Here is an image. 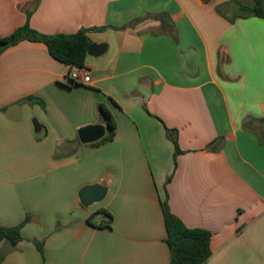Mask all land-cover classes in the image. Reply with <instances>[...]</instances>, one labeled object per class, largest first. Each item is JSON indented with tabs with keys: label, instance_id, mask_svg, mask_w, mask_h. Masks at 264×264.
I'll list each match as a JSON object with an SVG mask.
<instances>
[{
	"label": "crops",
	"instance_id": "0c3cea01",
	"mask_svg": "<svg viewBox=\"0 0 264 264\" xmlns=\"http://www.w3.org/2000/svg\"><path fill=\"white\" fill-rule=\"evenodd\" d=\"M236 11L234 0H0V39L29 23L108 46L88 55V85H71L43 43L0 57V226L30 217L16 246L0 242V264H170L165 199L212 234L206 264H264V19L231 22ZM100 105L115 137L83 145L79 128L105 125ZM93 184L108 195L84 208ZM103 211L112 226H91Z\"/></svg>",
	"mask_w": 264,
	"mask_h": 264
},
{
	"label": "trees",
	"instance_id": "16d2710c",
	"mask_svg": "<svg viewBox=\"0 0 264 264\" xmlns=\"http://www.w3.org/2000/svg\"><path fill=\"white\" fill-rule=\"evenodd\" d=\"M237 5V11L233 22L237 18L257 17L264 19V0H251L244 3L234 0ZM160 20H164L163 15L152 16ZM88 30L82 29L71 35H45L30 27L29 23L18 28L13 34L0 39V57L4 50L17 45L22 41H31L43 43L47 46L50 55L69 66H76L79 68L85 67L86 59L88 57V48L92 41L89 38ZM72 83L71 85H74ZM99 113L104 120L105 125L109 131L105 138L101 141L91 144L93 147L103 145L113 141L116 131V123L110 112L100 105ZM168 138L175 146L176 156L180 153L178 147V133L176 130L166 128ZM171 180V177L168 181ZM162 210L164 214L167 238L166 242L170 248V264H206L212 256L211 238L212 234L204 229H193L187 227L184 222L175 216L168 205L167 199L162 202ZM106 217L105 221L95 223V215L88 218V223L91 226L98 228H110L113 223V216L106 211L100 212ZM30 217L18 226L15 227H1L0 226V242L7 241L12 246H16L22 241L21 230L22 227L29 222ZM38 250L43 254V241L35 242Z\"/></svg>",
	"mask_w": 264,
	"mask_h": 264
},
{
	"label": "water",
	"instance_id": "95a60500",
	"mask_svg": "<svg viewBox=\"0 0 264 264\" xmlns=\"http://www.w3.org/2000/svg\"><path fill=\"white\" fill-rule=\"evenodd\" d=\"M202 5H209L213 0H198ZM107 44L93 43L88 48V55L99 57L107 50ZM11 119L17 120L20 117V106L15 105L9 108L8 114ZM34 132L37 135L43 133V127L38 119L33 120ZM108 127L103 124H92L79 128L77 130L78 139L83 145H91L101 141L108 134ZM109 188L102 184H93L84 186L79 191V200L84 208H89L95 204L101 203L108 195Z\"/></svg>",
	"mask_w": 264,
	"mask_h": 264
},
{
	"label": "built area",
	"instance_id": "2783aa9c",
	"mask_svg": "<svg viewBox=\"0 0 264 264\" xmlns=\"http://www.w3.org/2000/svg\"><path fill=\"white\" fill-rule=\"evenodd\" d=\"M68 81L72 83H80L88 85L91 83V74L89 70L85 67L79 68L76 66H71V71L68 75Z\"/></svg>",
	"mask_w": 264,
	"mask_h": 264
}]
</instances>
